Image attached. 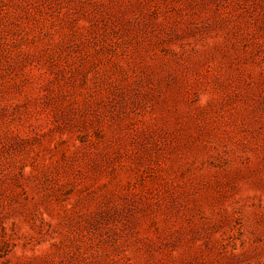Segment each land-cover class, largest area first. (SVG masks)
I'll list each match as a JSON object with an SVG mask.
<instances>
[{"label":"rangeland","instance_id":"1","mask_svg":"<svg viewBox=\"0 0 264 264\" xmlns=\"http://www.w3.org/2000/svg\"><path fill=\"white\" fill-rule=\"evenodd\" d=\"M0 264H264V0H0Z\"/></svg>","mask_w":264,"mask_h":264}]
</instances>
